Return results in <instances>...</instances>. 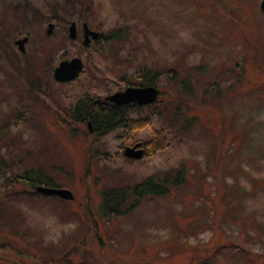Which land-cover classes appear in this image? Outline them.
Returning a JSON list of instances; mask_svg holds the SVG:
<instances>
[{
  "label": "rangeland",
  "instance_id": "1",
  "mask_svg": "<svg viewBox=\"0 0 264 264\" xmlns=\"http://www.w3.org/2000/svg\"><path fill=\"white\" fill-rule=\"evenodd\" d=\"M24 1L0 0V12L7 8L21 30L31 31L27 60L17 48L18 59L0 58L18 66L16 74L0 68V262L264 264L261 0H95L84 17L70 0H43L75 20L78 31L82 20L103 33L127 28L128 36L95 52L63 37L68 22L49 20L54 27L47 34L48 9L34 15L42 0ZM79 55L92 74L53 86L46 96L43 82L54 64ZM146 67L160 72L155 112L144 107L132 115L146 124L96 135L85 123H63L70 117L56 107L66 108L80 87L96 84L94 94L122 90L119 78L134 80L131 72ZM183 78L188 90L179 84ZM160 128L168 145L150 153ZM138 141L144 154L126 156V145ZM26 169L73 197L37 191L41 183L21 177ZM148 175L172 177L162 180L167 192L126 209L134 200L127 188ZM110 187L128 196L116 215L102 211V192Z\"/></svg>",
  "mask_w": 264,
  "mask_h": 264
},
{
  "label": "trees",
  "instance_id": "2",
  "mask_svg": "<svg viewBox=\"0 0 264 264\" xmlns=\"http://www.w3.org/2000/svg\"><path fill=\"white\" fill-rule=\"evenodd\" d=\"M95 0H70L72 6H74L76 9L79 10L78 17L86 16L90 14V11L93 7V2ZM25 5L28 6V0L24 1ZM43 7H46L48 11L45 13L46 20H55L58 24L57 26H65V24L70 20L67 17L61 16L57 10L55 9V6L52 4V2L48 5L45 1L42 0L40 2V6L33 7L34 8V15H38L41 12H43ZM23 15V14H22ZM21 22L18 18H10V12L7 8L3 10V12H0V58L6 59L9 55L15 54L16 57L18 54L16 53V45L13 42V39L19 35L27 34L30 38L31 31L27 27L25 31L21 30L20 28ZM109 31V30H108ZM103 33V41L98 42V45L105 44V40L110 39L113 41L114 39H119L121 36H128L129 32L126 27H117L113 28L110 32ZM65 39H70L69 36L66 34L63 35ZM28 38V39H29ZM28 42V41H27ZM103 48V47H102ZM21 58L23 60L28 59V52L25 53L19 52ZM18 59V57H17ZM26 64L24 63L22 65V68L25 67ZM4 70L9 71H16L14 74L18 73V69L16 64L14 66H9L6 62L2 59H0V68H3ZM152 70L151 76H148L149 71ZM5 71V73H6ZM156 73V70L153 68L150 69L149 67H146L145 69H141L140 74L142 75L141 80H145L144 83H150L153 84V74ZM7 75V73H6ZM172 78H177V75L174 73L172 75ZM143 84V83H140ZM179 84L182 86L184 90H188V79L183 78L179 80ZM160 93V92H159ZM160 98L158 97L154 102L149 104H137L134 102H127V103H111L107 106L101 105V101L97 98L94 99H88L80 100L79 103H77V106L75 107L74 111V119L77 122H84L86 119L89 120L91 123L93 134L96 135H104L106 133H109L117 128L125 127V128H136L139 126V124H146V121L141 122L136 117H133V113H138L144 109V107H152V112H155V106L157 103H159ZM187 108V107H186ZM187 110V109H186ZM180 112V108L177 107L175 110V115ZM24 117V116H21ZM150 120L149 117L145 116V119ZM137 119V120H136ZM191 119L187 118V123L190 122ZM157 133V134H156ZM154 135L153 141L150 143L151 151L150 153H153L159 149L164 148L166 145H168L167 136L165 134V131L163 128H160ZM180 170V169H178ZM177 170V171H178ZM39 171V170H36ZM42 171V169H41ZM39 171V172H41ZM28 169L24 172V175L21 177L28 180H34L32 183H43L42 180H40L37 177H31L29 174L27 175ZM15 180H19L17 176H14ZM32 178V179H31ZM171 180L168 175L167 177H159L158 179H155L153 176L148 175L141 180H139L133 187H128L127 189L130 191V196L134 197V200L128 205V207H125V202L128 198L125 197L127 193H123L122 190L124 188L122 187H110L105 188L102 192V211L105 214H119L123 210L131 209L138 203V200L144 197L147 194L150 195H156V194H164L167 192V188L165 187V183L162 180ZM181 181V180H180ZM180 181L172 182L173 184H177ZM57 181L53 179V183H50L51 185H55ZM126 208V209H125ZM0 264H8L7 262H0Z\"/></svg>",
  "mask_w": 264,
  "mask_h": 264
},
{
  "label": "water",
  "instance_id": "3",
  "mask_svg": "<svg viewBox=\"0 0 264 264\" xmlns=\"http://www.w3.org/2000/svg\"><path fill=\"white\" fill-rule=\"evenodd\" d=\"M260 7L264 11V0L260 1ZM54 23L49 21L46 27V33L50 34L53 30ZM82 28L84 36L82 43L86 45L89 41V34L91 33L93 37L97 36L99 31L91 29L87 22H82ZM68 34L70 37L76 36L77 28L75 20H72L68 25ZM28 40V35L18 36L14 39V43L18 50L24 52L25 42ZM83 66V59L80 56H72L71 58H64L59 61V63L54 67L53 74L58 80H68L74 78L78 71ZM158 96V88L155 85H128L122 90H116L109 94L107 97L114 103H125L131 100H135L139 104H147L154 102ZM88 128L91 130V124L88 121ZM141 142L138 141L132 145H126L124 153L130 157H140L143 153V148ZM35 189L47 194H55L63 198H72L73 193L70 189L64 186H54V185H36Z\"/></svg>",
  "mask_w": 264,
  "mask_h": 264
},
{
  "label": "flooded vegetation",
  "instance_id": "4",
  "mask_svg": "<svg viewBox=\"0 0 264 264\" xmlns=\"http://www.w3.org/2000/svg\"><path fill=\"white\" fill-rule=\"evenodd\" d=\"M71 20H73V19H70L69 21H68V24H69V22L71 21ZM49 21V20H48ZM76 22V21H75ZM82 22H84V20H82L81 21V28H80V31H78V26H77V22H76V28H77V32H76V36H74V37H70V39L72 40V41H74L75 40V42L76 41H79V42H81L82 43V39H83V36H84V32H83V28H82ZM87 22V21H86ZM87 24H88V22H87ZM88 26L90 27V25L88 24ZM65 27V26H64ZM91 29H94V28H92V27H90ZM65 29V28H64ZM94 30H98V29H94ZM99 31V33H98V35L97 36H95V37H93L92 36V34L90 33L89 34V41H88V43L86 44V45H84L83 43H82V45H83V49H88L89 47H93V52H95V49L98 51V49H100V50H102L101 48L102 47H104L105 48V46H106V44H110L112 41L110 40V39H107V40H105V44L104 45H98V42H100V41H103V32L102 31H100V30H98ZM108 31V30H107ZM67 33V32H66ZM65 33V34H66ZM120 38H125L124 36H121ZM95 46V47H94ZM91 54V52H87L86 53V56H85V63L87 62V59H86V57L87 56H89ZM80 56V55H79ZM81 57V56H80ZM60 61V60H59ZM59 61L58 62H56L55 64H54V66H56L58 63H59ZM54 66H53V69L51 70V73H47V75H46V73H45V75H46V78H45V80H44V82H43V92H44V94L46 95V96H49V95H51L52 94V87L53 86H58V85H60V86H65V85H67V84H69L70 82H72V81H74V80H76L78 77H81V75L82 74H84L85 72H89L90 74H92V71H90V70H92V68L91 67H88L89 69H85L84 67V60H83V66H82V68L78 71V73H77V75L74 77V78H72V79H68V80H58V79H56L55 77H54V74H53V70H54ZM138 71H141V70H137L136 72L135 71H132L131 73H135V75H136V73H137V76H136V78L134 79V80H129L128 81V79L126 78V77H121V78H119V80H120V83H122V88H124V87H126V86H128V85H149L150 83H144L145 82V80H141V77H142V75L140 74V72H138ZM131 73H129V75H128V77H130V74ZM159 75H160V72L159 71H157L156 70V73L155 74H153V79H152V81H153V84H151V85H155L156 87H157V82L155 81L158 77H159ZM104 76H111L109 73H107V72H105L104 73ZM171 77H172V75H171ZM92 80H93V75H92ZM140 83H143V84H140ZM117 86H118V83H117ZM58 88V87H57ZM119 88H121V87H116V88H112V87H110V88H108V89H102V90H105V92L106 93H104V94H94V93H90V92H93L95 89H97V85L95 84L94 86H92L91 87V89H90V91L89 90H87L86 88H85V85L84 86H82V87H80V91H81V94L79 95V96H77L72 102H69L68 103V106L66 107V108H60V107H56L57 108V112L59 113V114H64V115H67L68 117H70L67 121H65V120H63V123L65 124V125H67V126H71V124L72 123H70V121H74V122H77V121H75V119L73 118L74 117V111H75V107L77 106V103H79L80 102V100H85L86 98H88V99H94V98H97V99H99L102 103H101V105H104V106H107V105H109V104H111V103H114L112 100H110L107 96L109 95V94H111L112 92H114V91H116V90H120ZM158 88V87H157ZM100 89V88H99ZM158 95H159V89H158ZM55 102H57L58 104H60V101H59V98H55ZM128 102H134V103H137L135 100H131V101H128ZM125 103H127V102H125ZM116 104H118V103H116ZM120 104V103H119ZM137 104H139V103H137ZM141 105H143V104H141ZM54 106H56V104L54 105ZM62 114V115H63ZM88 119H86L84 122H77V123H85L86 125H88ZM91 124V123H90ZM92 126V125H91ZM74 131V130H73ZM91 133H93V131H92V129H91ZM136 141V140H135ZM134 141V142H135ZM134 142H132L131 144H133ZM140 146H144V144H143V142L141 143V145ZM145 148V147H144ZM144 154V152L142 153V155ZM126 155V154H125ZM141 155V156H142ZM127 156V155H126ZM140 156V157H141ZM128 157H130V156H128ZM131 158H139V157H131ZM55 185H59V183H56Z\"/></svg>",
  "mask_w": 264,
  "mask_h": 264
}]
</instances>
